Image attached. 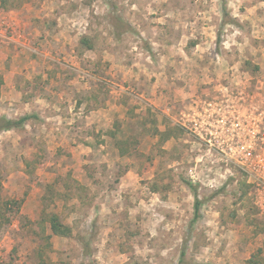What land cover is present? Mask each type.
I'll return each instance as SVG.
<instances>
[{
    "label": "rangeland",
    "instance_id": "rangeland-1",
    "mask_svg": "<svg viewBox=\"0 0 264 264\" xmlns=\"http://www.w3.org/2000/svg\"><path fill=\"white\" fill-rule=\"evenodd\" d=\"M4 1L0 117L40 116L0 133L2 196L22 201L0 264H264V190L210 164L187 122L264 104V0Z\"/></svg>",
    "mask_w": 264,
    "mask_h": 264
},
{
    "label": "built area",
    "instance_id": "built-area-1",
    "mask_svg": "<svg viewBox=\"0 0 264 264\" xmlns=\"http://www.w3.org/2000/svg\"><path fill=\"white\" fill-rule=\"evenodd\" d=\"M249 106L242 110L237 97H223L188 113L187 122L210 164L234 167L264 190V104ZM261 200L264 210V192Z\"/></svg>",
    "mask_w": 264,
    "mask_h": 264
},
{
    "label": "trees",
    "instance_id": "trees-1",
    "mask_svg": "<svg viewBox=\"0 0 264 264\" xmlns=\"http://www.w3.org/2000/svg\"><path fill=\"white\" fill-rule=\"evenodd\" d=\"M6 5H7L6 1L3 0V2H1V6L4 9H6ZM226 12H227V7H226L225 2H223V13L226 14ZM217 40L219 44L220 35L218 36ZM2 85H3V80L0 79V89ZM33 119H36V116L25 115L23 117H20L19 119H9L6 116H2L0 117V133L9 132L12 130H17V131L24 130L28 122H30ZM127 143L128 141L127 142L119 141L116 143V146L119 149L120 153H125L122 150V146ZM186 184L193 192V195L195 198L194 217H193V220L191 221V226H192L201 217V207L203 205V201L200 199L199 194L197 193V188L193 187L190 183H186ZM242 188H243L242 190L244 191L241 193V196L239 199L245 198L249 194L252 186L244 182L242 183ZM2 192H3V184L0 183V241L2 239L3 232L5 231V229H7L12 224L14 217H22L21 216L22 201L16 200V199H5L2 196ZM49 223H50V230L52 231L53 235L67 237L71 233L70 228L62 224L59 217L56 215L50 216ZM85 248L87 247L85 246ZM261 252L262 250H259L258 253L254 255L247 262V264H263L261 257H260ZM182 256L184 257L185 254L183 253Z\"/></svg>",
    "mask_w": 264,
    "mask_h": 264
},
{
    "label": "crops",
    "instance_id": "crops-1",
    "mask_svg": "<svg viewBox=\"0 0 264 264\" xmlns=\"http://www.w3.org/2000/svg\"><path fill=\"white\" fill-rule=\"evenodd\" d=\"M6 13H7V12H6ZM7 15H8V14H7ZM41 25H42V23H40V25H38V24L33 25V24H32V25H30V26H31V28L33 29V32H36L37 28L40 27ZM34 26H35V27H34ZM32 29H31V30H32ZM0 37H1V35H0ZM58 41L60 42V39H59ZM14 47L17 49V47H16L15 45H14ZM5 54L8 55V56L10 57V56H12V54H14V51H10V53H9V51L6 50V49H5V50H3V49L1 50V45H0V60L2 59V56H4ZM0 62H1V61H0ZM2 68H3V69H2ZM6 68H7V66L2 67V64H0V76H3V75L5 76V75H6V74L4 73V72H5L4 70H7ZM11 68H13V66L10 65L9 70H10ZM32 69H34V68L32 67ZM15 74H19V75L23 74L22 71H21V68H16V67H15V68L10 72L9 75H10V76H11V75H14V76H15ZM37 74H40V73H37ZM37 74H36V75H37ZM36 75H35V76H36ZM25 76L27 77V80H29V83H31V84L34 83V80H35L36 77L33 76V77L31 78V77H30L31 75H30V74L28 75V74H26V73H25ZM15 77H16V76H15ZM5 78H6L5 82H6L7 84H10V85H11V84H15V83H12V80H11L9 77H5ZM16 78H17V77H16ZM33 99H34V98H33ZM29 115H32V114H29ZM33 115L36 116V119H38L39 116H40L39 113H36V114H33Z\"/></svg>",
    "mask_w": 264,
    "mask_h": 264
}]
</instances>
